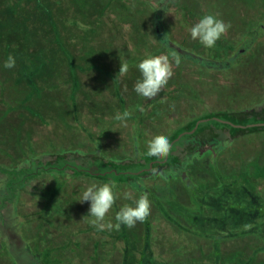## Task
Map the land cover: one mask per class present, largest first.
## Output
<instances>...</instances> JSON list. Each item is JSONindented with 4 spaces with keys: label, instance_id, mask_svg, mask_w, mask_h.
I'll return each instance as SVG.
<instances>
[{
    "label": "rangeland",
    "instance_id": "1",
    "mask_svg": "<svg viewBox=\"0 0 264 264\" xmlns=\"http://www.w3.org/2000/svg\"><path fill=\"white\" fill-rule=\"evenodd\" d=\"M109 9L103 18L105 26L90 37L98 47L105 44L101 54L104 57L98 61L109 63L113 69L115 62L123 63L125 58L130 64L149 55L167 56L173 64L168 85L155 100L145 101L133 91L139 76L135 68L127 76L131 78L129 81L120 75V92L129 113L124 122L116 119L121 114L118 107L111 106L102 95L96 97L95 93L90 99L83 93L80 100L84 104L71 115L74 109L69 110L68 102L63 104L60 98L66 99L68 92L74 94L73 86L63 96L44 91L40 101L32 102L40 124L30 125L20 110L1 120L0 166L16 168L31 160L49 159L53 154L75 157L78 163L84 154L102 155L116 162L136 159L143 155L146 144L153 138L169 137L193 118L208 112L264 106V0H118ZM67 14L69 17L63 20L69 24L73 13L68 10ZM207 14H214L231 25L212 49L189 37L192 24ZM82 23V28H89L88 21ZM93 25L90 27L95 29ZM173 56L179 59V67H175ZM93 85L90 82L87 91L93 90ZM20 90L16 88V103ZM142 101L150 107L141 114V137L137 140L132 119ZM64 112V121L55 117ZM212 164L225 175L246 173L264 196V132L232 140L223 133L213 145L199 148L184 158L179 168L160 167L155 172L158 175L154 176L153 172L140 179L139 183L149 193L151 245L162 258H191L200 251H209L210 241L171 225L161 214L158 203L170 213V201L191 206L185 183L190 179L208 180ZM5 178L0 169V194ZM92 182L102 181L69 173H49L22 186L13 204L1 211L6 216V226L1 222L0 232L7 236L11 228L15 240L11 253L18 255L20 261H31L26 250L30 249L37 251V259L47 252L58 261H71L70 264H118L120 245L110 237L117 231H98L86 217L89 204L78 202L79 193ZM116 186V202L105 223H115L119 208L131 206L142 195L129 184ZM126 194L130 197L127 200ZM172 215L177 218L175 213ZM136 229L142 231V225ZM257 246L258 240L253 237L221 243L224 251L247 254ZM258 257L264 259V252ZM0 261L12 260L6 254Z\"/></svg>",
    "mask_w": 264,
    "mask_h": 264
},
{
    "label": "trees",
    "instance_id": "2",
    "mask_svg": "<svg viewBox=\"0 0 264 264\" xmlns=\"http://www.w3.org/2000/svg\"><path fill=\"white\" fill-rule=\"evenodd\" d=\"M115 1L118 2L110 0L103 4L99 0H0V122L20 110L28 116L24 119L30 125L40 124L41 121L35 117L36 109L32 108L34 99L40 101L43 92L48 90L63 96L69 86L74 87V94L70 95L68 92L66 99H60L63 104L68 102L69 110L74 109L71 115H75L84 104L80 100L83 93L90 99H93L92 95L95 93L96 97L102 95L111 106L116 105L121 114L127 112L125 99L120 92L121 83L118 81L121 75L120 63L113 60L117 65L111 69L107 65L109 63L98 61L99 57H104L101 54L105 51L102 49L105 44L98 47L90 38L97 34L100 27L105 26V12L110 11L109 8ZM68 10L73 13L69 24L63 20L68 16ZM82 21L89 22L88 29L82 28ZM91 21H94L92 24L95 29L91 28ZM159 29L160 26L158 31ZM10 54L15 57L16 65L13 69H4L2 65ZM138 62L129 64L124 80L131 79L127 76L132 75L134 65ZM90 82L94 84L91 92L87 91ZM16 88L21 89L17 103ZM147 106L150 107V104L142 101L137 107L139 113L131 118L135 123L134 134L137 140L141 137V114L147 113ZM65 116L64 112L55 117L64 121ZM75 119L77 120L76 117ZM31 130L32 128L28 132ZM261 132H264V106L241 111H214L193 118L177 128L168 137L171 150L163 160H151L141 155L136 159L116 162L102 155L84 154L78 163L75 157L53 154L49 159L31 160L27 165L16 168L0 166L1 175L6 176L0 194V223L6 226V216L1 211L13 204L19 189L43 174L69 173L75 177L112 182L115 185L129 184L140 194H149L139 181L158 168H179L184 158L199 148L213 145L223 133H227L232 140ZM210 168L208 180L195 182L190 179L185 183L191 206L170 201V213L158 203L161 214L171 225L200 240L210 241L209 251H200L198 256L191 258H162L151 245L148 218L142 225V231L136 228L131 231L122 229L110 235L120 245L121 260L118 264H264V259L258 257L259 253L264 252V196L246 173L225 175L214 164ZM174 213L177 218L172 215ZM10 230L11 233L7 236L5 232H0V259L7 254L12 261H0V264L71 263L58 261L47 252L46 255L42 253L44 256L39 257V260L36 258L37 251L26 248L31 261H20L18 255L11 253V245L15 240L12 229ZM243 237L258 240V246L252 253L228 252L221 248L223 241Z\"/></svg>",
    "mask_w": 264,
    "mask_h": 264
},
{
    "label": "clouds",
    "instance_id": "3",
    "mask_svg": "<svg viewBox=\"0 0 264 264\" xmlns=\"http://www.w3.org/2000/svg\"><path fill=\"white\" fill-rule=\"evenodd\" d=\"M231 25L214 14H207L201 17L197 22L192 24L189 29V37L192 41L199 43L206 49H212L217 46V42L230 29ZM167 46V45H165ZM175 67H179L180 61L173 56ZM16 65V59L9 55L4 61V69H13ZM135 70L139 73L133 85V91L136 96L145 101L155 100L164 89L173 75V64L170 63L167 56H146L134 65ZM129 71L127 58L123 63L120 62L119 74L126 75ZM129 113L124 112L116 116L119 121H126ZM227 146V145H226ZM144 157L151 160L165 159L171 150V144L166 136H157L145 146ZM158 175V173H153ZM117 186L112 182H92L85 190L79 193L78 202L89 204L86 217L91 224L98 230H115L122 229L131 231L137 225H143L150 216V201L147 193H144L135 200L131 206L124 205L115 213V223H105V218L113 209L116 202ZM126 200L130 197L126 194Z\"/></svg>",
    "mask_w": 264,
    "mask_h": 264
}]
</instances>
